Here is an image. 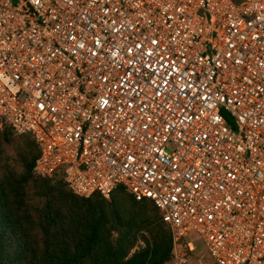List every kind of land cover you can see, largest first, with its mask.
Returning a JSON list of instances; mask_svg holds the SVG:
<instances>
[{
	"label": "built area",
	"instance_id": "built-area-1",
	"mask_svg": "<svg viewBox=\"0 0 264 264\" xmlns=\"http://www.w3.org/2000/svg\"><path fill=\"white\" fill-rule=\"evenodd\" d=\"M0 126L152 202L166 264H264V0H0Z\"/></svg>",
	"mask_w": 264,
	"mask_h": 264
},
{
	"label": "trees",
	"instance_id": "trees-1",
	"mask_svg": "<svg viewBox=\"0 0 264 264\" xmlns=\"http://www.w3.org/2000/svg\"><path fill=\"white\" fill-rule=\"evenodd\" d=\"M13 135L0 132V264L169 261L170 233L152 202L135 201L122 186L108 199L78 197L64 180L36 176L33 139ZM4 146H11L8 158Z\"/></svg>",
	"mask_w": 264,
	"mask_h": 264
},
{
	"label": "rangeland",
	"instance_id": "rangeland-1",
	"mask_svg": "<svg viewBox=\"0 0 264 264\" xmlns=\"http://www.w3.org/2000/svg\"><path fill=\"white\" fill-rule=\"evenodd\" d=\"M4 131V133L7 135V136H9L11 139H17V137L16 136H14L10 131H8L5 127H1L0 126V132H3ZM3 151H4V154H3V156L4 157H10L11 155H12V149H11V146H4L3 147ZM56 179H61V177H59V176H57L56 177ZM198 241V240H197ZM140 244L141 243H138L137 244V247L138 248H140ZM142 245V244H141ZM197 246H198V248H199V250H203V247H202V244L200 243V241H198L197 242Z\"/></svg>",
	"mask_w": 264,
	"mask_h": 264
}]
</instances>
